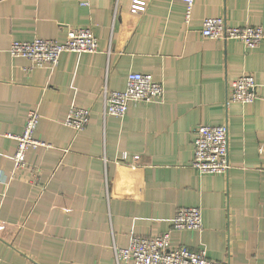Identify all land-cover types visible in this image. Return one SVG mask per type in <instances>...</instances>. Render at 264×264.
I'll return each mask as SVG.
<instances>
[{
    "label": "crops",
    "instance_id": "1",
    "mask_svg": "<svg viewBox=\"0 0 264 264\" xmlns=\"http://www.w3.org/2000/svg\"><path fill=\"white\" fill-rule=\"evenodd\" d=\"M140 1L134 12V0H0V264H118L114 246L169 230L173 245L211 259L264 264V43L201 33L207 16L264 26V0H195L189 22L182 0ZM85 26L95 52L64 51L55 66L33 68L9 53L13 40L63 42ZM132 71L152 74L163 98L108 114L104 86L124 90ZM244 73L257 98L228 101ZM72 106L91 110L80 131L65 123ZM31 109L45 144L15 169ZM223 123L231 167L200 172L195 129ZM181 206L201 209L200 230L172 228Z\"/></svg>",
    "mask_w": 264,
    "mask_h": 264
},
{
    "label": "built area",
    "instance_id": "2",
    "mask_svg": "<svg viewBox=\"0 0 264 264\" xmlns=\"http://www.w3.org/2000/svg\"><path fill=\"white\" fill-rule=\"evenodd\" d=\"M185 4V20L192 17L195 0H182ZM143 1L134 0L131 10L144 9ZM201 33L205 37L227 40H241L248 48L264 43V26H237L227 22L224 16H207L203 19ZM98 50V38L89 26L72 27L67 38L59 42L53 38H35L30 41L13 40L9 46L12 56H21L31 61L30 67L45 64L55 66L64 51L95 52ZM258 85L251 74L244 73L229 85L228 101L253 102L257 96ZM106 112L123 116L130 103L158 100L164 96V85L154 79L150 73L129 72L124 90L103 88ZM91 110L88 107L72 106L65 123L82 130L88 124ZM40 114L31 109L26 116L22 132L15 136L17 147L14 153L15 169L26 165V152L30 147L43 145L45 142L35 135ZM195 150L192 167L200 172L215 174L227 173L231 167L229 160V135L226 123L219 125L200 124L195 129ZM123 154L122 157H125ZM134 160L140 155H134ZM174 229L200 230L202 212L198 206H181L177 209L172 225ZM117 263L130 264H230L228 260H215L208 257L206 249L197 250L172 244L170 230L151 236L133 235L128 246H114Z\"/></svg>",
    "mask_w": 264,
    "mask_h": 264
}]
</instances>
